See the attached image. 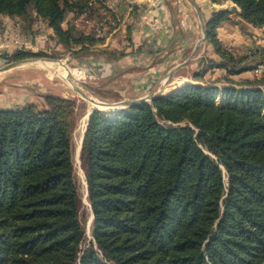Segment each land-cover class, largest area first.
Instances as JSON below:
<instances>
[{
    "label": "trees",
    "instance_id": "16d2710c",
    "mask_svg": "<svg viewBox=\"0 0 264 264\" xmlns=\"http://www.w3.org/2000/svg\"><path fill=\"white\" fill-rule=\"evenodd\" d=\"M87 1L0 0V13L27 17L32 8L58 43L78 47L74 54L114 56L94 48L100 39L92 34L63 26ZM231 1L245 21L264 26V0ZM231 11L207 18L220 59H200V82L90 115L81 163L96 241L84 248L72 159L76 100L45 93L42 106L0 105V264H264V76L231 77L264 65V49L225 47L217 29ZM213 68H225L231 83L207 81Z\"/></svg>",
    "mask_w": 264,
    "mask_h": 264
},
{
    "label": "rangeland",
    "instance_id": "374dc122",
    "mask_svg": "<svg viewBox=\"0 0 264 264\" xmlns=\"http://www.w3.org/2000/svg\"><path fill=\"white\" fill-rule=\"evenodd\" d=\"M34 11L35 10L31 8L27 17L15 16L16 19H11L7 15L0 13V66L14 61V59L4 57L3 54H10L18 48L16 39L28 42L31 47L25 48L26 50L43 52L45 54L41 56L28 57L32 59H42L38 62H23L18 66L0 72V105L15 106L32 102L42 106L45 102L43 97V94L45 93H54L74 98L77 102V108L75 124L76 129L74 128L72 137V159L75 158V150L77 143L81 138V128H83L82 126L85 123L86 114H89L93 106L97 104H93L78 95L70 84L73 83L71 80L74 82L77 81L79 86L87 93L106 102H123L132 98L147 95L152 91L153 94H158L163 90L161 93L163 94L164 91L167 92L169 89L183 85L186 82H200L197 78L191 76V73L193 68H197L196 63L199 64L200 59L206 54L204 53L203 55L202 53V49H205L208 45L206 40L201 42L199 47L196 49V53L192 56L193 59L191 58V60L186 64L188 65L193 63L194 67L192 66L187 67L186 69H181L180 73L172 76L164 83V80L161 78L140 77L144 75L146 69L144 66L143 69L141 68V65H134V63L129 65L130 68L126 70L127 72L125 74L123 72L122 65L127 66L128 64L127 61L123 60V58L119 60H112L110 57L97 54L96 52H89L85 56L77 55L74 54V51L78 47L70 49L66 45H61L60 43L56 46L55 42L52 43L50 41L51 37L49 38L50 35L47 33V27L44 19L35 17L36 15ZM75 16L77 15H70V13L67 15V22H65L66 27L71 25L75 26L82 32H84V29L87 32H92L93 27L85 23L86 21L82 18H76L74 23L73 18ZM239 16L241 17L240 14ZM3 17H5L6 20H4ZM93 17L94 13L90 18L94 19ZM95 18H97V16H95ZM233 20H236L239 23L240 29H245L244 24H242L238 19ZM18 26L19 29L17 28ZM17 30H19L21 34H15ZM117 50H119L118 52L121 54L122 49L117 48ZM237 53L250 54L248 51H245L244 53ZM217 59L219 60L220 57ZM45 60L53 62L61 61L63 66H57L53 63L49 65L44 63ZM134 67H136V70H134ZM256 68L254 70H256ZM54 69L61 73L65 78L55 72ZM199 69L200 67L198 66L197 70ZM223 69L224 71L222 68V71H220V69L208 70L205 74L207 77H205L206 80L211 81L213 79H217L216 83L222 86H224V84H230L231 82L227 81L224 77L227 71L225 68ZM263 72L264 71L262 70V74ZM238 75L234 74L233 78H243ZM262 76H258L257 73H254L252 78H260ZM260 86L264 87V85ZM149 101L151 102L152 100ZM88 122L86 123L87 125ZM87 125L85 126V129H87ZM85 132L83 133V136H85ZM73 164L74 177L81 198L80 218L85 230V238L81 243V247L84 248L88 246L91 241H96L93 235L94 212L88 197V183L85 171L82 169V163L79 165L77 161L73 159ZM80 166L81 168H79ZM223 169L225 180L227 181V170L224 167Z\"/></svg>",
    "mask_w": 264,
    "mask_h": 264
},
{
    "label": "crops",
    "instance_id": "0c3cea01",
    "mask_svg": "<svg viewBox=\"0 0 264 264\" xmlns=\"http://www.w3.org/2000/svg\"><path fill=\"white\" fill-rule=\"evenodd\" d=\"M103 1L112 2V0ZM195 2L200 7L206 21L215 10L231 8L229 19L223 20L217 29L218 36L225 47L236 53L264 48V26H254L240 17V8L233 1L195 0ZM118 6L119 11L128 18L127 22L115 30L109 38L98 41L94 48L115 52L114 56L104 55L112 60L123 58L127 61V66L121 64L125 74L126 70L130 68L129 65L134 63V65H141V68L145 67L146 69L144 75L140 77L161 78L165 83L166 80L180 73L181 69L194 67L193 63L184 65L167 79L173 68L196 53L194 49L202 37L200 17L191 0H137L133 8L125 2ZM70 15L75 14L72 12ZM3 19L6 20L5 17ZM233 19H238L244 24L245 29H240L239 23ZM45 24L47 33L50 35L49 38L51 37L50 41L54 43L56 41L54 30L48 26L46 21ZM65 25L66 23L63 24L64 27H66ZM206 42L208 45L202 49L203 55L206 53L205 55L218 58L219 54L213 45L208 39ZM117 48L122 49L121 52L125 54L120 55ZM196 66L198 68L199 64L196 63ZM260 67L264 69V65H260ZM135 68L134 70H136ZM197 68H193L191 76H194ZM215 69L224 71L223 68L222 70L213 68V70ZM254 73L253 69L237 75L243 78H252Z\"/></svg>",
    "mask_w": 264,
    "mask_h": 264
},
{
    "label": "built area",
    "instance_id": "2783aa9c",
    "mask_svg": "<svg viewBox=\"0 0 264 264\" xmlns=\"http://www.w3.org/2000/svg\"><path fill=\"white\" fill-rule=\"evenodd\" d=\"M111 1V0H110ZM88 6L82 11L81 13H74L75 18H73L74 23L76 18L83 19L86 21L85 23L89 24V26H92V32H87L84 29V32L86 34H92L94 37L103 40L109 38L115 30L120 28L121 25L125 24L128 20L126 16H124L119 11V4L122 2L129 3L131 8L134 7V4L137 2V0H112L110 3H106L103 0H88ZM109 2V1H107ZM104 5V6H102ZM96 10V11H95ZM94 13V19H91L90 17L93 16ZM97 16V18H95ZM82 21V20H81ZM67 22L64 21L63 24ZM84 23V24H85ZM19 29V26L17 27ZM17 35L21 34L19 30L16 31ZM17 41V49H25L29 46L27 41H22L21 39H16ZM55 45H58L57 40L55 41ZM255 50H249L248 53H252ZM262 67H258L255 70V73L259 75H264V72L262 74Z\"/></svg>",
    "mask_w": 264,
    "mask_h": 264
},
{
    "label": "water",
    "instance_id": "95a60500",
    "mask_svg": "<svg viewBox=\"0 0 264 264\" xmlns=\"http://www.w3.org/2000/svg\"><path fill=\"white\" fill-rule=\"evenodd\" d=\"M191 2H192V4L194 5V7L196 8V10H197V12L199 14L200 21H201V25H202V37L199 40V42L197 43V45H196V47L194 49V51H195L196 48L201 44V42H203L204 40H207L208 39V27H207V21L204 19L203 14H202L201 9L198 6V4L195 2V0H191ZM194 51H193V54H194ZM192 56L188 57L186 60H184L183 62H181L180 64H178L175 68H173L169 72V75L167 76V79H169L170 78L169 76H172L179 68H181L182 66L186 65L191 60V57ZM40 60H42V59H40V58L39 59L28 58V59H22V60H14V61L8 62V63L0 66V72L5 71V70H8L10 68H13L15 66H18V65L22 64L23 62H38ZM70 84H71L73 90L78 95H80L81 97L87 99L88 101H90L93 104H97V105L100 104V105H103V106L106 107V108L103 109V108H99L97 106H93V108L89 112L88 121H89V117H90L91 113L95 109H103V110H108V111H116V110H119V109H121L123 107L136 104L138 102L153 100L156 96L160 95L162 93V91H163V90L160 91V93H158V94H153V91H152V92H150L147 95H144V96H141V97H137V98H132V99H129V100L123 101V102H106V101L99 100L98 98H96L93 95H91V94L87 93L86 91H84L79 86V84L77 83V81H75L74 83H70ZM85 131H86V129H85ZM83 140H84V136H83ZM83 140H82V145H83ZM81 148H82V146H81ZM91 207H92V204H91Z\"/></svg>",
    "mask_w": 264,
    "mask_h": 264
},
{
    "label": "bare ground",
    "instance_id": "6f19581e",
    "mask_svg": "<svg viewBox=\"0 0 264 264\" xmlns=\"http://www.w3.org/2000/svg\"><path fill=\"white\" fill-rule=\"evenodd\" d=\"M44 63H47V64H51V63H53V64H55V65H57V66H63V63L61 62V61H59V62H53V61H49V60H45L44 61ZM55 70V69H54ZM55 72H57L58 74H60L62 77H64L61 73H59L57 70H55ZM66 76H68V75H66ZM65 78V77H64ZM71 79V78H70ZM73 83H74V81L73 80H71ZM70 82V81H69ZM91 106V105H90ZM95 106H97V107H99V108H106L105 106H103V105H95ZM88 115L89 114H86V117H85V123H84V125L82 126L83 128H81L82 129V133H81V138H80V140H79V142L77 143V146H76V150H75V158H73L75 161H77V163L80 165V163H81V146H82V140H83V133L85 132V126L87 125L86 123H87V117H88ZM83 121V120H82ZM73 150H74V145H73ZM79 168H81V166L79 167ZM83 169V168H82ZM81 169V170H82ZM80 170V171H81ZM86 188V187H85ZM89 197V196H88ZM84 199V198H83ZM89 203V202H88ZM90 204V203H89ZM93 215V214H92ZM91 218V217H90Z\"/></svg>",
    "mask_w": 264,
    "mask_h": 264
}]
</instances>
